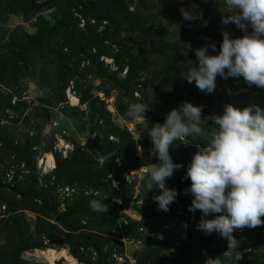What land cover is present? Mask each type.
I'll return each instance as SVG.
<instances>
[{
  "label": "rangeland",
  "instance_id": "rangeland-1",
  "mask_svg": "<svg viewBox=\"0 0 264 264\" xmlns=\"http://www.w3.org/2000/svg\"><path fill=\"white\" fill-rule=\"evenodd\" d=\"M194 7L201 18L185 21L180 9ZM226 10L225 0H0V264H49V249L73 260L56 264H231L227 241L198 230L203 213L188 211L183 177L196 147L170 148L183 167L166 180L178 192L169 212L146 188L148 165L159 163L148 132L171 109H264V89L242 77L217 76L205 94L181 76L197 48L218 55L223 31L244 34L221 23ZM136 102H153L147 118L127 117ZM233 235L237 264L264 263V226Z\"/></svg>",
  "mask_w": 264,
  "mask_h": 264
},
{
  "label": "clouds",
  "instance_id": "clouds-1",
  "mask_svg": "<svg viewBox=\"0 0 264 264\" xmlns=\"http://www.w3.org/2000/svg\"><path fill=\"white\" fill-rule=\"evenodd\" d=\"M225 5L227 10L220 11L221 23L235 24L244 34L233 38L223 31L218 55H209V46L197 48L198 63L189 60L191 66L181 76L205 94L215 91L217 76L225 80L242 77L249 87L264 89V0H225ZM180 11L185 21L201 18L195 7ZM210 47L214 52L215 45ZM152 103L130 104L127 117L147 118ZM203 107L182 102L167 113L163 123L153 124L148 132L153 145L149 154L159 163L148 165L146 188L160 190L153 200L159 210L169 212L178 192L168 188L166 180L183 167L173 161L170 148L176 142L196 147L183 177L191 182L184 190L192 196L188 211L203 213L197 229L205 234L216 232L225 239L223 257L237 264L242 254L237 251L234 231L264 226V109L255 104L243 109L227 104L222 114L204 115ZM190 137L203 143H191ZM102 201H91L92 209L105 213L108 206ZM210 214L215 218L208 219ZM205 264L222 261L207 258Z\"/></svg>",
  "mask_w": 264,
  "mask_h": 264
},
{
  "label": "bare ground",
  "instance_id": "bare-ground-1",
  "mask_svg": "<svg viewBox=\"0 0 264 264\" xmlns=\"http://www.w3.org/2000/svg\"><path fill=\"white\" fill-rule=\"evenodd\" d=\"M70 98L72 99V101L76 99L71 95H70ZM53 159L54 158L52 157V155H47V166L49 168L55 167L53 165V163H54ZM43 164H44V161L42 160L40 165H43ZM41 255L44 256L45 260H47L49 262V264H56V261L61 259V258H65L67 261H71V262L73 261V260H71V257L66 253L65 250H61L60 252H57L54 249H49L47 251L41 252Z\"/></svg>",
  "mask_w": 264,
  "mask_h": 264
},
{
  "label": "built area",
  "instance_id": "built-area-1",
  "mask_svg": "<svg viewBox=\"0 0 264 264\" xmlns=\"http://www.w3.org/2000/svg\"><path fill=\"white\" fill-rule=\"evenodd\" d=\"M71 91H68V95L70 96ZM54 160V159H53ZM54 168H51L50 170H52ZM46 171V169H45ZM47 172V171H46ZM115 183V182H114ZM117 186V185H116ZM60 192H62L64 195H70L71 194V189L70 187H60L59 188Z\"/></svg>",
  "mask_w": 264,
  "mask_h": 264
},
{
  "label": "trees",
  "instance_id": "trees-1",
  "mask_svg": "<svg viewBox=\"0 0 264 264\" xmlns=\"http://www.w3.org/2000/svg\"><path fill=\"white\" fill-rule=\"evenodd\" d=\"M31 248H34V245H23L22 246V250H24V251H27V250H29V249H31ZM264 264V263H263Z\"/></svg>",
  "mask_w": 264,
  "mask_h": 264
}]
</instances>
